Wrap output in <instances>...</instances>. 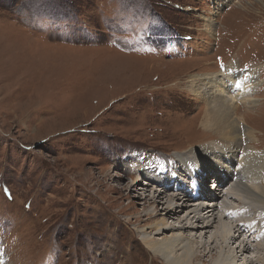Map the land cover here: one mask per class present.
Here are the masks:
<instances>
[{"label": "rangeland", "instance_id": "obj_1", "mask_svg": "<svg viewBox=\"0 0 264 264\" xmlns=\"http://www.w3.org/2000/svg\"><path fill=\"white\" fill-rule=\"evenodd\" d=\"M216 2L0 0L5 264H165L142 242L163 238L149 227L157 217L147 219L148 201L157 187L167 188L162 203L184 191L167 185L168 177L157 184L146 172L137 188L130 174L138 178L146 170L133 155L157 163L191 158L194 148L210 158L213 143H220L202 127L207 102L188 90L192 74L220 72L231 60L263 66V84L248 96L252 108L243 100L237 115L264 153V0L220 9ZM205 16L217 22L214 34ZM214 166L203 179L216 194L214 178L225 175ZM234 191L231 200L223 198L240 207ZM185 208L169 224H182ZM216 226L193 237L208 241ZM232 242L196 264L231 260L225 251L236 249Z\"/></svg>", "mask_w": 264, "mask_h": 264}, {"label": "bare ground", "instance_id": "obj_2", "mask_svg": "<svg viewBox=\"0 0 264 264\" xmlns=\"http://www.w3.org/2000/svg\"><path fill=\"white\" fill-rule=\"evenodd\" d=\"M218 1L215 4L216 8L220 9L237 0ZM205 17H207L205 20L210 26V32L214 34L217 22L212 17ZM262 67L259 65L241 67L240 64L231 60L220 72L189 76L188 90L201 98V102H203L202 99L207 102L202 127L207 132H215L220 137L221 144L213 143V152L210 158L201 156L202 154L200 155L194 148V150H189V154L197 159L192 156H190L191 158H182L181 155L172 158L174 161V166L170 169L172 172L179 169L184 173H189L190 177H197L198 180L203 181L200 183L202 188L200 194L188 190L189 179H184L187 183L179 182L178 185L181 187L176 188L184 193L174 191L167 201L162 203L161 197L167 188L165 186L157 187L154 195L150 198L151 201H148L150 210L147 211V219L150 220L153 216L157 217L156 225L149 227H153L155 233L162 234L163 238L159 240L145 236L142 242L154 255L163 258L165 264H196V261L202 260L205 255H212V252L217 248H220L221 251L225 250L232 241L233 245L237 246L236 249L225 251L231 260H223L221 264H264V153L256 151L255 146L258 143L253 141L257 137L254 134V129L242 123L237 115L241 110L238 103L243 100V103H247L246 107L252 108L250 106L252 102L248 96L263 84L262 77H260ZM238 84L240 87H237ZM204 104L206 105V103ZM248 145L253 146L255 150L249 148ZM148 154L151 155V153ZM151 158L146 155L145 157L133 155V159L136 162L139 160L146 169L140 173L138 178L137 172L134 171L130 174V176L136 175L134 178H137L132 182L134 187L138 188L144 172L157 184L164 177L171 178L169 175L161 177V168L170 164L161 163L159 160L158 166L156 162H152ZM179 158L184 161L181 162ZM199 165L202 167L201 169L204 168L210 172L211 165H215L219 171L224 173L225 176L219 179V184L214 181L218 193L215 194L212 192L213 190L204 189L205 180L196 173L199 170ZM124 169H126L125 166ZM176 182L177 180L166 181L167 185L171 187H176ZM227 188H229L227 190L229 195L225 193ZM233 190L241 194L240 202L243 203L241 205H245L244 209L235 205H227L223 196L231 200L235 195ZM244 197L246 200L243 199ZM160 203L161 207L158 206ZM184 206L189 210L186 218L182 220V224L177 226L169 224L170 219H175L180 213L186 211ZM193 206L194 208H192ZM228 218L232 219L231 222L229 221L232 227L229 226ZM142 221L144 222L139 219L141 227L146 225L141 224ZM216 224L218 226L211 232L212 235L208 241H198L193 237H196L197 233L210 232ZM227 226H229L228 229H226ZM145 228L147 227H143V229ZM254 249L258 254L248 257L247 254ZM0 264H5V256L1 253Z\"/></svg>", "mask_w": 264, "mask_h": 264}, {"label": "snow or ice", "instance_id": "obj_3", "mask_svg": "<svg viewBox=\"0 0 264 264\" xmlns=\"http://www.w3.org/2000/svg\"><path fill=\"white\" fill-rule=\"evenodd\" d=\"M237 87H240V85L238 84Z\"/></svg>", "mask_w": 264, "mask_h": 264}]
</instances>
